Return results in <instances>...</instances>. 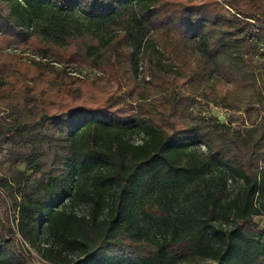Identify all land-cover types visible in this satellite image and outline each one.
I'll return each mask as SVG.
<instances>
[{
  "label": "trees",
  "instance_id": "1",
  "mask_svg": "<svg viewBox=\"0 0 264 264\" xmlns=\"http://www.w3.org/2000/svg\"><path fill=\"white\" fill-rule=\"evenodd\" d=\"M75 9L88 26L60 14ZM26 52L40 59L23 60ZM197 98L262 115L245 132L230 130L197 120ZM4 101L8 142L28 153L25 171L0 179V264H34L32 253L47 264H264L254 220L264 215L260 0H0ZM197 145L226 171L202 189L188 228L158 193L204 169ZM228 180L242 187L225 201ZM217 216L228 226L217 228ZM142 220L159 223L158 233Z\"/></svg>",
  "mask_w": 264,
  "mask_h": 264
},
{
  "label": "rangeland",
  "instance_id": "2",
  "mask_svg": "<svg viewBox=\"0 0 264 264\" xmlns=\"http://www.w3.org/2000/svg\"><path fill=\"white\" fill-rule=\"evenodd\" d=\"M258 1V0H257ZM264 3V0H260ZM61 16H65L69 19L77 20L84 26L89 25V21L87 17L79 10L75 9L69 12L60 13ZM129 19L128 23L135 24L136 22L133 19V16L128 14ZM51 15H48L47 18L43 21H40L36 24V27L39 31H46L49 26L48 18ZM125 18V17H124ZM117 19H115L116 21ZM131 25V24H130ZM136 30H138L136 28ZM141 35V34H140ZM140 41V39H139ZM144 38L142 43H144ZM19 53V52H14ZM35 58L34 55H31L29 52L23 53L22 58L25 61H29V58ZM246 56H244V60H246ZM42 62H47V60H42ZM135 61L137 66L139 67V71L141 72L143 69V60L142 53L138 52L135 57ZM56 67L60 68V65L55 64ZM72 75L83 76V74H77L76 72L70 71ZM141 78V75H140ZM148 79H146L147 81ZM198 102L194 105L192 109V115L197 118V120H205L209 121L211 118H214L216 121L220 123H224L228 125L230 130H240L241 132H245L247 129L251 127L252 124L258 122L261 117V113H259V118L256 117V113L259 112V108L257 106H253V110H247L244 102H240L241 104L235 106L232 101L225 103L218 100L217 103L211 101H204L197 98ZM12 107L10 104L4 102H0V179L9 178L16 171H25L24 158L28 153L26 148L19 142L12 143L8 142L9 139V131L13 124L12 120ZM132 141L135 143H139V138L131 137ZM192 150L196 152V154L204 161L205 167L200 171H189L186 173L184 179L173 186H167L161 189L158 193L159 198L165 197V204L167 206H172L175 210L180 211L187 217L188 228L194 225L199 218L201 213V207L203 201L201 199L202 189L209 183L219 184L220 177L218 175L219 170H225V168L212 161L210 156L208 155L206 149L202 145L193 146ZM52 155L45 150L42 158V168L43 170H48L51 163ZM28 177V181L30 183H34L35 180L38 179V175H30V172H26ZM242 184L241 182H232L230 180L226 183V192L224 195V200H230L235 198L240 190ZM1 207V205H0ZM74 210L78 214L86 213L87 209L84 206H75ZM264 211V210H263ZM0 218L2 219V212L0 208ZM142 219V218H141ZM255 222L258 223L260 229H264V215L255 217ZM143 221V220H142ZM149 221V222H148ZM143 221L144 228L149 230L150 234H156L159 230V223L152 222L150 220ZM227 223L220 216L216 217L215 226L225 227ZM19 244L21 242L19 241ZM32 259L34 264H47L42 261L37 255L32 253ZM199 259H189L188 262H198ZM186 264V262L180 263Z\"/></svg>",
  "mask_w": 264,
  "mask_h": 264
}]
</instances>
